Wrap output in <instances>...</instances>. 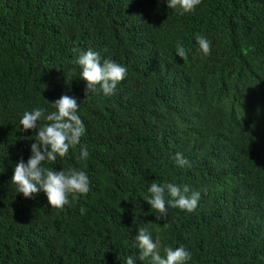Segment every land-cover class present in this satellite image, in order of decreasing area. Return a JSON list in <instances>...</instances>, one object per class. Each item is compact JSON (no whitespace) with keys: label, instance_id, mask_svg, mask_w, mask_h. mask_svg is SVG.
<instances>
[{"label":"trees","instance_id":"trees-1","mask_svg":"<svg viewBox=\"0 0 264 264\" xmlns=\"http://www.w3.org/2000/svg\"><path fill=\"white\" fill-rule=\"evenodd\" d=\"M73 48L127 67L114 94L86 97ZM64 94L77 98L85 133L43 166L82 170L90 184L53 208L11 177L35 142L23 113L47 115ZM153 182L200 192L196 210L169 206L157 221L143 200ZM141 227L161 256L189 251L185 264H264V0H201L184 15L166 0H0V264H148Z\"/></svg>","mask_w":264,"mask_h":264},{"label":"clouds","instance_id":"clouds-1","mask_svg":"<svg viewBox=\"0 0 264 264\" xmlns=\"http://www.w3.org/2000/svg\"><path fill=\"white\" fill-rule=\"evenodd\" d=\"M200 3L201 0H166L168 9H173L180 15L194 12ZM196 41L204 55L211 53V42L208 39L197 36ZM72 51L77 54L75 63L82 69L81 79L86 81V97L90 92L99 91L106 96L114 94L117 84L128 74L127 67L111 59L102 61L97 51L92 49L81 51L77 48H73ZM176 55L182 59L187 57L186 49L180 43L176 46ZM50 103L55 111L47 115L46 110L39 107L23 113L20 120L22 130H33L35 142L30 145L31 155L27 162L21 158L16 164L11 182L16 185V191L22 193L25 198L31 199L34 194L42 191L46 194L51 207L63 208L69 204V195L72 199H76L77 194L89 192V178L84 171L76 168L54 170L44 167L43 163L55 162L57 157L64 158L68 155L70 148L79 145L85 133V124L77 114L79 108L77 98L64 94ZM42 119L45 123L39 125L38 122ZM88 156L87 148L81 146L79 159L84 160ZM172 159L179 167L190 166L188 159L180 152L175 153ZM148 192L150 195L143 200L151 206V211L156 213L157 221L167 219L169 206L188 212L195 211L200 199V192L190 193L187 185L181 188L172 183L153 182ZM166 192L171 197L168 201L165 200ZM80 211L84 214L85 209L81 208ZM135 240L139 249L138 259L147 260L148 264H185L191 259L190 252L184 247L175 249L166 247L165 255L161 256L159 240L154 241L147 228L137 229ZM126 264H134L131 256L127 258Z\"/></svg>","mask_w":264,"mask_h":264}]
</instances>
